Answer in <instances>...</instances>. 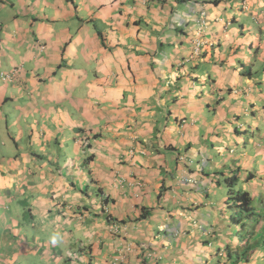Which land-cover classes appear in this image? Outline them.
Listing matches in <instances>:
<instances>
[{"label": "crops", "instance_id": "0c3cea01", "mask_svg": "<svg viewBox=\"0 0 264 264\" xmlns=\"http://www.w3.org/2000/svg\"><path fill=\"white\" fill-rule=\"evenodd\" d=\"M249 129L264 146V0H0V264L221 245L214 174L264 170Z\"/></svg>", "mask_w": 264, "mask_h": 264}, {"label": "trees", "instance_id": "16d2710c", "mask_svg": "<svg viewBox=\"0 0 264 264\" xmlns=\"http://www.w3.org/2000/svg\"><path fill=\"white\" fill-rule=\"evenodd\" d=\"M241 169L238 166L229 170L232 175H226V168H222L214 174L225 194L219 196L223 224L216 225L212 237L221 242L216 255L231 264H251L252 257L255 259L253 264H258V261H264V175H260L264 170H243L244 179L233 186V177L238 179L236 171Z\"/></svg>", "mask_w": 264, "mask_h": 264}, {"label": "rangeland", "instance_id": "374dc122", "mask_svg": "<svg viewBox=\"0 0 264 264\" xmlns=\"http://www.w3.org/2000/svg\"><path fill=\"white\" fill-rule=\"evenodd\" d=\"M244 123H245L246 128H249V125H248L249 122L247 121V119H245ZM253 132H254L253 129H249L248 134L243 135V137H244L243 141L247 143V150H248L247 154L252 155L253 158L256 159V162H255L256 165L255 166H257V163L261 159H264V156L262 155V151H261V148H264V146H262L260 144L262 139H258L257 137L255 138L251 135V133H253ZM233 149H234V147H233ZM239 149L240 148H238V150L235 152V154H237L239 152ZM228 155L233 156L234 153H228ZM230 163L231 162L228 161L226 170H224V171H226V175H232V173L229 171V166H230L229 164ZM238 165H240V163ZM248 167L249 166H244V167L242 166V169L240 170V172H238V170L236 171L239 178L237 179V178L233 177V180H232V182L234 183L233 186L238 184L240 182V179H244L243 177H245V174L243 173V170L253 171L251 169L252 167H250V168H248ZM259 171H260V169H255V171H253V172H259ZM261 171H262V169H261ZM222 183H223V180H222ZM216 193L219 194L218 191H216ZM220 198H221V196H220ZM205 214H207V213L205 212ZM195 219H199V218H195ZM159 220H160L159 216H157L155 221L158 222ZM200 222L203 226L205 225L204 221L200 220ZM156 224L157 223H155V225ZM189 226H191V224ZM195 227H197V226H195ZM181 228H183V227H181ZM197 228L199 231H197V233L194 234L193 237L196 238V236L200 235L201 236L200 239H202L204 237V235L202 236V233H200V231L202 229L200 227H197ZM203 228H205V227H203ZM154 234L156 235V233H154ZM167 237H170V236L168 235ZM211 237H209V235L205 234L204 238H206L209 241H212ZM167 240H169V242L171 241V239H168V238H163V242H160V240H158V239L153 240L152 248H151V250H154V252H156V255L161 257L163 262H166L167 264H172V261L170 259V255H176V257L178 259H181L184 264H206V260L210 261L209 262L210 264H218L217 261L215 260L216 258L213 257L211 259V257H210V252L212 251V249L218 247V244L215 243L214 241H212L213 242L212 245L208 246L206 244H203L201 242V240L192 239V241L187 243V245H185L186 242H184L181 247H174V248L171 247L172 249L169 248V250H167V248H163V246H164L163 243H165V245H167ZM241 260H242L241 261V263H242L244 261V257H242ZM34 262H35V259H33L32 261L28 260L27 262H25L23 264H33ZM258 262H259L258 264H264V261H262V262L258 261Z\"/></svg>", "mask_w": 264, "mask_h": 264}, {"label": "built area", "instance_id": "2783aa9c", "mask_svg": "<svg viewBox=\"0 0 264 264\" xmlns=\"http://www.w3.org/2000/svg\"><path fill=\"white\" fill-rule=\"evenodd\" d=\"M204 44H205V41L203 39L196 37L194 40L193 55L200 54L201 48L203 47ZM1 77L3 79H6V78H8V75L5 76V75L1 74Z\"/></svg>", "mask_w": 264, "mask_h": 264}, {"label": "clouds", "instance_id": "9594fccd", "mask_svg": "<svg viewBox=\"0 0 264 264\" xmlns=\"http://www.w3.org/2000/svg\"><path fill=\"white\" fill-rule=\"evenodd\" d=\"M58 235H53L52 237H51V242L52 243H56L57 242V240H58Z\"/></svg>", "mask_w": 264, "mask_h": 264}]
</instances>
